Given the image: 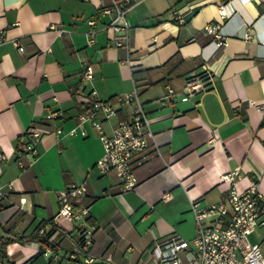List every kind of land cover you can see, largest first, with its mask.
Instances as JSON below:
<instances>
[{
    "label": "crops",
    "instance_id": "crops-1",
    "mask_svg": "<svg viewBox=\"0 0 264 264\" xmlns=\"http://www.w3.org/2000/svg\"><path fill=\"white\" fill-rule=\"evenodd\" d=\"M110 2L0 0V227L23 238L6 246L8 264H74L69 256L81 229L56 217L58 192L73 185L84 189L71 200L73 210L87 209L86 222L95 226L87 249L95 264H153L146 252L156 238L192 240L191 202L224 203L223 174L238 170L236 188L254 181L264 196V0H133L126 48L114 47L105 28ZM172 10L191 14L176 24ZM206 24L220 26L222 45L203 31ZM86 65L90 81L82 77ZM204 73L207 91L182 101L185 80ZM133 89L156 148L135 169L134 188L123 191L94 164L103 152L99 131L110 134L132 105L101 120L100 130L86 124L82 136L78 116L90 106L77 96L95 90L105 101ZM30 128L48 133L35 158L18 160ZM34 233H49L55 260Z\"/></svg>",
    "mask_w": 264,
    "mask_h": 264
},
{
    "label": "built area",
    "instance_id": "built-area-1",
    "mask_svg": "<svg viewBox=\"0 0 264 264\" xmlns=\"http://www.w3.org/2000/svg\"><path fill=\"white\" fill-rule=\"evenodd\" d=\"M239 1L246 4L250 0ZM132 4L133 0H111L110 7L104 10V13L111 15V20L105 28L111 34L112 45L116 48L128 46L129 27L125 15ZM171 14L174 23L183 24L191 12L172 10ZM224 15L220 9V17ZM89 24L93 25L94 22L91 21ZM219 27V25L206 24L203 28L206 34L213 35L217 39L216 46L222 45ZM244 37L252 38L248 32L244 34ZM92 43L93 40L90 38L88 44ZM13 44L18 46L17 41ZM261 45H264V40L261 41ZM18 49L23 51L21 47ZM82 77L86 81L92 79L91 66L84 67ZM207 82V73L190 75L181 89V100L186 101L192 95L206 92ZM167 93L173 95L174 90L168 87ZM96 96L95 90L86 96H77L80 102L90 106L89 110H85L78 116V126L82 136H86L83 128L86 124L100 130L101 120L107 121L114 118L120 108L132 105L130 115L118 120L110 134L99 131L103 152L94 164L99 174H114L123 191L131 190L136 184L135 169L141 166L149 158L150 151L156 148L154 134L150 130L151 121L143 110L136 89L105 101ZM57 115L58 113H52L49 117L55 118ZM47 133V130L30 128L26 132L29 142L21 147L17 159L36 157L35 145ZM61 133V130H57L56 136ZM74 133L75 130H71L67 134ZM237 176L238 170H234L220 177L222 182L228 184L224 203L204 208L200 207L197 201L191 202V210L197 225L196 234L192 240L187 241L172 234L153 241L146 252L147 256L152 257L153 264H264V253L260 246L251 244L248 240V236L258 226L264 227V196L259 193L254 181L245 189L238 190L236 188ZM2 196L3 193L0 192V200ZM82 197H84V189L75 185L58 192L59 210L56 217L67 222L75 221L81 229L79 241L69 256L73 263L95 264L93 257L87 251L95 226L86 222L87 209L83 208L75 212L71 203V200ZM204 219H211L212 224L203 226L202 220ZM42 252L56 259L50 240L47 241Z\"/></svg>",
    "mask_w": 264,
    "mask_h": 264
},
{
    "label": "trees",
    "instance_id": "trees-1",
    "mask_svg": "<svg viewBox=\"0 0 264 264\" xmlns=\"http://www.w3.org/2000/svg\"><path fill=\"white\" fill-rule=\"evenodd\" d=\"M26 137H27V135H26ZM28 142H29V138L27 137V142H25V144L28 143ZM25 144H22V145H25ZM21 146L18 147V152H20ZM1 209H2V205L0 204V210ZM0 231L4 234V237L0 238V250H1L0 252L2 253L3 258H4L3 259V263L4 264H8V262L6 260V256H5L6 255V253H5L6 246L9 245L10 243H12L16 239H23V238H21L20 236H17V235H12V234H10L8 232V230H5V229H3L1 227H0ZM10 235L12 236V238L9 237ZM48 235H49V233L48 234H43V235H39L38 233H34V234H32L30 236V238L34 239V240H36L38 242L45 243V242L48 241V238H47Z\"/></svg>",
    "mask_w": 264,
    "mask_h": 264
},
{
    "label": "rangeland",
    "instance_id": "rangeland-1",
    "mask_svg": "<svg viewBox=\"0 0 264 264\" xmlns=\"http://www.w3.org/2000/svg\"><path fill=\"white\" fill-rule=\"evenodd\" d=\"M189 241L188 239H185ZM248 240L251 244L260 246L262 253H264V227L258 226L249 236Z\"/></svg>",
    "mask_w": 264,
    "mask_h": 264
}]
</instances>
